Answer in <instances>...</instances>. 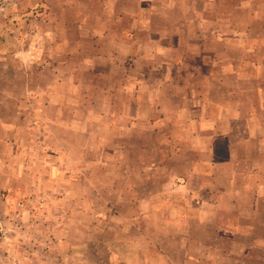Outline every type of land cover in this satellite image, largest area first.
<instances>
[{
	"label": "rangeland",
	"instance_id": "rangeland-1",
	"mask_svg": "<svg viewBox=\"0 0 264 264\" xmlns=\"http://www.w3.org/2000/svg\"><path fill=\"white\" fill-rule=\"evenodd\" d=\"M16 22L0 264H176L175 238L239 218L260 224L226 263L264 264V0H0V27Z\"/></svg>",
	"mask_w": 264,
	"mask_h": 264
},
{
	"label": "crops",
	"instance_id": "crops-1",
	"mask_svg": "<svg viewBox=\"0 0 264 264\" xmlns=\"http://www.w3.org/2000/svg\"><path fill=\"white\" fill-rule=\"evenodd\" d=\"M41 16V14H39ZM7 17V16H5ZM21 17L19 16H14L12 17V20H20ZM10 22V21H9ZM17 26L12 27V31H7L6 28H1L0 27V65L1 66H9L12 65L14 67H17V69H20L22 66V57H21V46L19 45H24L23 44V39L21 38V23L16 22ZM37 31V29H36ZM53 36V33H52ZM55 36L58 37V33H55ZM15 45L13 50H10L8 46ZM16 45L19 47L17 48ZM34 45H39L34 44ZM55 45H62V44H55ZM12 52V55H11ZM33 60H31L32 63ZM53 74V70H50ZM20 73H14V75H19ZM55 75V74H54ZM59 82V80H58ZM15 109H19L18 107H15ZM17 113V112H16ZM23 122V121H22ZM20 128L24 130V127L20 125ZM1 131V129H0ZM258 198V197H257ZM235 206V204L233 203ZM256 219H236V220H231L227 219L224 221L223 226H230L232 225L233 227H236L237 230L234 231L233 234L229 235L226 233H212L206 236V239L204 240L203 243H195L196 240H190L187 241L189 243V247L192 249L184 250L182 249L183 246L179 245V241L183 244H185L184 238H175V241L177 242V247L175 246L168 254V257H173V258H179V260L175 263L176 264H229L226 263V261H230L229 259L235 258V257H244V254H241L240 251H236L235 246L233 241L236 239H240L243 235L240 234V225L245 224H260L256 223ZM61 235L64 236L63 231H61ZM248 238V235H245L244 238ZM250 238V237H249ZM226 242L227 244L222 246L225 248L221 249V245L219 242ZM217 242V243H216ZM185 247V246H184ZM43 256H49V250L45 251ZM73 257H75L72 254ZM73 257H67L66 262L63 260L60 262L61 264H68V260H73L75 258ZM167 258V253L166 256L165 254H162L161 252L158 253V256L155 258H151L150 253H143L141 252L139 255H137L134 258V263L133 264H154L155 259H159L160 263L166 264V258ZM81 258H85L84 256L77 257L76 261L77 264H84V262L81 261ZM70 262V261H69ZM82 262V263H81ZM158 262V263H159ZM238 260H235L234 264H237ZM171 264V263H167Z\"/></svg>",
	"mask_w": 264,
	"mask_h": 264
}]
</instances>
